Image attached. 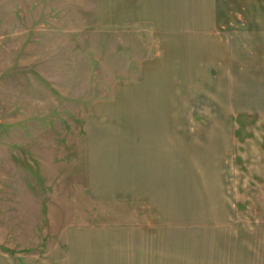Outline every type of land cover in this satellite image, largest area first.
<instances>
[{"label": "rangeland", "instance_id": "1", "mask_svg": "<svg viewBox=\"0 0 264 264\" xmlns=\"http://www.w3.org/2000/svg\"><path fill=\"white\" fill-rule=\"evenodd\" d=\"M161 1L179 24L158 34L104 23L100 0H0V264H70L69 228L123 212L99 208L116 169L94 162L152 138L197 168L144 221L177 222L180 242L189 230L195 264H235L264 240V0ZM156 44L178 81L160 80ZM188 46L211 54L204 73Z\"/></svg>", "mask_w": 264, "mask_h": 264}, {"label": "crops", "instance_id": "2", "mask_svg": "<svg viewBox=\"0 0 264 264\" xmlns=\"http://www.w3.org/2000/svg\"><path fill=\"white\" fill-rule=\"evenodd\" d=\"M161 3V0H100V19L104 23L112 25L153 24L152 26L160 34L163 25L179 24V19L177 17L173 18L171 14L172 7H169L168 12L167 7L162 6L163 3ZM177 28V26L172 27L171 31L169 30L167 33L174 34L173 30L177 31ZM187 32L194 33V31L192 33ZM191 36L193 37L191 38L193 43L195 37L198 42L208 40L204 36H198V38L195 34ZM158 49L156 44V61L154 65L159 63L157 66L159 65L162 72L160 80L162 82L178 81L181 76L180 73L183 74L182 72H184V70L179 69L181 62L177 64L178 69L176 70V64L170 58L169 52L166 51L160 57L158 56ZM205 49L198 50L193 46L186 48L185 51H187L189 57L186 63L189 69H193V72L204 73L205 67H210L209 57H211V54ZM168 68L170 71H168ZM187 72L189 73V70ZM169 98L173 99L172 96L161 97V99ZM142 103H144L143 100ZM175 103H177L176 100H161L162 105H174ZM145 104L152 103L150 101L145 102ZM174 113L165 112L164 115L171 118ZM145 143L147 142L145 141ZM127 147L126 150H120L117 153L119 156L113 155V158L106 156V160L94 162L107 164L106 168L108 169H116L114 176H106L105 179L98 178L108 182L107 184L105 181L103 182L105 188L98 187L105 189L104 192H97L99 208L106 209L110 205H121L123 212H114L113 209L114 213L108 212L111 215L106 219L103 218L91 225L83 224L69 228V263L195 264L194 252L200 246L194 242V236H189V230L186 233L185 242H180L177 222L169 220L167 224H163L161 219L157 223L154 218L148 222L144 221V217L152 215L153 209L155 212L156 208L161 206L164 195L170 198L174 194L176 200H178L180 181L178 182L179 179L177 178L180 174L182 175L184 170L192 171L197 168L194 157L190 155L189 149H185V147H183L184 150L182 148L180 150L176 143L175 145L163 144L160 146L155 138H152L146 146L141 145L138 148L130 145ZM191 176L192 172L184 181H189ZM189 182L186 184H189ZM169 213H172V211L170 210ZM249 243H251L253 257H243V251L247 247L242 244L238 251L240 256L235 259V264H264L262 251L259 257L255 253L256 247L264 250V240L260 243L259 240L251 236ZM180 250L183 252L182 254L185 253L186 261L181 258L184 255H180ZM210 260L213 262L211 264H222L225 258L224 260L223 258H210Z\"/></svg>", "mask_w": 264, "mask_h": 264}]
</instances>
